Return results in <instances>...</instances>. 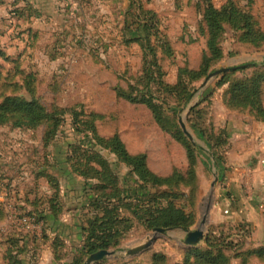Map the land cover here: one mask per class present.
Returning a JSON list of instances; mask_svg holds the SVG:
<instances>
[{"label": "rangeland", "instance_id": "1", "mask_svg": "<svg viewBox=\"0 0 264 264\" xmlns=\"http://www.w3.org/2000/svg\"><path fill=\"white\" fill-rule=\"evenodd\" d=\"M136 1L137 7L142 6L144 10L154 12L158 20V32L152 33L151 39L158 65H152V70L163 72V76L156 75L158 80L151 84L155 92L160 82L175 84L180 67L199 66L206 50V39L200 33L203 17L197 9V0ZM212 1L221 7L229 0ZM234 1L251 12L264 28V0ZM129 2L0 0V102L7 96H20L28 101H32L34 96L42 101L48 111L61 113L59 116L62 120L58 138L55 137L48 144L43 139L45 133L49 135L52 126L47 130L45 125L29 130L14 128L9 124L0 125V264H8L3 257L8 249H13L12 241L16 237L29 242L27 264H38V261L56 264L52 247L51 255L47 253L49 243L46 241L51 238L47 230L51 224L29 214L33 208L30 203L38 200L29 189L36 188V173H51L53 166L54 170H59V175L68 174L65 155L70 142L77 140L83 144L90 143L89 136L67 119L75 116V112H80V118L84 119L90 113L107 115L103 122H96L101 134L107 136L114 130L122 131L129 147L133 151H146L150 156L151 167L159 173H171L175 167L188 166L186 150L154 123L145 105L132 104L115 97L116 86L127 88L137 81L143 84L146 80L138 78L144 72L146 60L154 58L149 48L143 49L138 42H132L135 35L130 32L131 27L126 18ZM62 22L74 31L73 44L65 42L66 31L60 29ZM58 39L65 43L57 50L51 44H55ZM165 41L171 45V55L161 46ZM222 46L225 58L214 70L244 66L251 62L264 63V48L254 49L238 43L232 31L227 32ZM251 69L243 67L235 70L237 73H234V78H246L251 74ZM63 73L66 75H60ZM216 80L207 88L201 87L202 81L187 102L178 108L174 105L179 125L182 116L197 144L189 140L194 146L201 147L199 175L204 202L199 220L191 229L197 228L206 217V241L211 235L220 238L224 234L238 240L227 252L232 256V264H264V257L255 253L264 250V167L262 174L234 173L230 164L225 170L218 168L205 139L194 130L215 129L218 119L232 117L223 109L218 98L224 89L216 88L210 93ZM103 154L123 182L125 195L142 196L144 192L137 188L129 169L120 165L110 152L103 151ZM216 175L218 181L213 187ZM75 178L80 179L78 176ZM234 179L241 186L239 195L235 192L222 193L227 182H233ZM39 186V194L48 193L49 185L45 179L39 182ZM186 194L187 191H184L182 196ZM176 202L180 206L190 207L185 198H179ZM79 204L76 207L77 216H91L89 203L82 201ZM36 207L45 211L40 205ZM65 209H71V205H66ZM142 212L139 209L138 214ZM217 212L223 216H214ZM123 216H126L124 221L127 223L125 239L117 248L108 249L115 254L101 261L103 264H148L156 252L165 255L168 264H178L183 261L187 249L205 245L206 241L189 247L183 244L182 237L169 239L160 234L149 249L136 256L128 255L129 250L146 244L155 235L153 231L146 233L139 228L137 219V225L134 223L131 227L126 220L131 219V216ZM16 217H28L33 224L26 227L17 222ZM213 218L216 221L211 223ZM85 226V222L81 224L82 232ZM81 247L71 253L66 249L67 256L72 260ZM89 256L85 257V261Z\"/></svg>", "mask_w": 264, "mask_h": 264}, {"label": "trees", "instance_id": "2", "mask_svg": "<svg viewBox=\"0 0 264 264\" xmlns=\"http://www.w3.org/2000/svg\"><path fill=\"white\" fill-rule=\"evenodd\" d=\"M197 1V9L203 17L200 33L206 39V50L201 62L196 68L188 65L180 67L175 84L160 82L158 89L154 92L151 84L158 80L156 75L163 76V72L156 73L152 70V65H158L155 47L151 40L152 33L158 32V20L154 12L144 10L142 6L137 7V1L130 0L126 18L127 24L131 27L130 32L135 35L132 42H138L143 49L149 48L154 58L146 60L144 72L138 78V80H146L143 84L137 81L135 84H129L127 88L119 86L115 88L117 100L145 105L151 112L154 123L183 146L188 159L187 167H175L171 173L166 174L157 172L150 165L148 153L133 151L124 139L125 135L122 131L114 130L107 136L101 134L100 126L97 128L96 122L107 119L105 114L90 113L88 118L84 119L80 118L82 115L80 112H75V116L67 118L73 126L91 139L89 144H83L77 140L70 142L65 155L68 171L83 180L91 213L84 228L82 249L73 256L70 264H83L85 257L94 252L117 248L124 241L127 229V223L124 221L126 216L123 215L131 216V219L126 218L131 227L137 219L139 228L146 233L156 228L190 230L199 220L198 203L203 192L198 173L201 147L194 146L184 134L180 128L176 110L180 104L191 98L197 85L224 60L225 50L222 44L228 31L235 34L238 43L254 49H262L264 48V28L251 12L234 0L227 1L221 7L214 5L212 0ZM62 28L66 31L65 42L69 45L73 44L74 31L68 27L67 23ZM65 42L58 39L55 44H51V47L58 50V47ZM161 46L168 55L172 54L168 41ZM57 57L58 54L56 59ZM234 73L237 72L229 71L221 74L211 87L210 93L216 88L224 89L218 98L227 110L239 115H249L264 123V63H256L251 69V74L246 78H234ZM60 75H66V73ZM174 105H177L176 110ZM59 114L61 115V113L48 111L42 101L34 96L32 101L20 96H7L0 102V125L9 124L14 128L29 130L43 125L47 130L52 126L51 131L48 132L49 135L47 136L46 133L44 135L43 140L46 144L59 136L57 132L62 122ZM214 127L215 129L197 130L195 128L194 130L209 145L218 167L226 169L229 164L226 152L231 143L225 132L215 125ZM103 151L113 154L120 165L129 169L137 188L144 192L142 196L125 195L123 182L112 170ZM41 179L48 181L49 194L38 193V181ZM35 186V190L32 188L29 190L38 200L30 203L33 208L29 214L37 219H44L43 221L47 224L58 222L66 208L59 177L52 171L36 173ZM181 190L183 191L180 196ZM184 191H187V194L183 197ZM179 198L187 199L190 207L178 205L176 201ZM38 205L42 209L45 208V211L39 210L36 207ZM139 209L143 210L141 215L138 214ZM237 241L234 236L226 234L220 238L211 235L203 247L187 249L183 261L178 264H232V256L227 252ZM12 242L13 249H8L3 258L8 264H27L29 242H23L17 237ZM46 243L52 247L57 263L67 259V246L60 236H54L52 241L48 238ZM255 253L264 257V250H257ZM148 264H168V258L156 252Z\"/></svg>", "mask_w": 264, "mask_h": 264}, {"label": "crops", "instance_id": "3", "mask_svg": "<svg viewBox=\"0 0 264 264\" xmlns=\"http://www.w3.org/2000/svg\"><path fill=\"white\" fill-rule=\"evenodd\" d=\"M63 26L64 23L62 22L60 28L61 30ZM221 104L223 109L227 111L230 115H232V117L218 119L215 126H217V128H219L221 131L225 132L229 136L231 145L230 147H228L226 154L229 159V164L232 166V169L234 170L233 172L234 173L240 172L241 174L244 172L262 174V172L264 171L262 168L264 167V165H262L264 161V123L254 119L253 117H250L249 115L235 116L239 114L227 110L222 102ZM206 146H208V148L210 149L209 145ZM201 159L202 157L200 156V160ZM199 169H200V161H199L198 173H199ZM52 172L59 177L63 199L65 200L67 206L71 205V209L69 210L65 209V212L60 216L58 222L49 223L48 225L51 224L50 226L51 228L48 229L47 232L51 238H53L54 236H60L66 243L67 246L66 249L68 250L69 253H71V251H75L77 248H80V246L83 245L84 231L82 232L80 226L84 222L87 225L88 221L86 220L87 219L89 220V218L91 217V216H77L76 207H78L80 205L79 203L80 202L82 203V201L88 204L89 198H87V196L85 195L82 178L78 177L80 179H76L75 177L77 176L71 174L69 171L68 174L65 175L64 174L59 175V170L53 169ZM199 178L201 180L200 175ZM40 181H42V179L38 181V186ZM46 182L48 184V181ZM68 182H72V183H68ZM226 185H227L226 189L221 190L222 193L225 191L228 192L227 194L229 193L232 194V192H235L237 196L239 195L241 186L237 182V179H234L233 182H230L229 180ZM201 187L203 191L202 180H201ZM47 188L49 191L48 193L45 194L50 193V186H47ZM32 189L35 190L36 188H32ZM38 192H41V189H38ZM42 194H44V192ZM73 195L75 197H73ZM203 202H204V193L202 192L201 200L198 203L199 214ZM214 216H223V215L220 214V212H217L214 214ZM212 221L213 222L211 223H214L216 219L213 218ZM48 250L49 251H47V253L51 255L50 245ZM71 261H72L71 258L67 256V259L63 260L58 264H70ZM54 263L57 264L55 260ZM38 264H46V263L44 262L40 263L38 261Z\"/></svg>", "mask_w": 264, "mask_h": 264}, {"label": "water", "instance_id": "4", "mask_svg": "<svg viewBox=\"0 0 264 264\" xmlns=\"http://www.w3.org/2000/svg\"><path fill=\"white\" fill-rule=\"evenodd\" d=\"M257 62H251L248 63L244 66H238V67H222L217 70L212 71L202 82L201 87L202 88H207L216 78H218L221 74L229 72V71H235L238 69H241L243 67H253ZM180 125L181 128L186 136L189 137V139L194 143L197 144L193 138L192 133L190 130L187 128L186 123L183 119V117H180ZM212 159L215 161V158L212 153ZM216 162V161H215ZM217 164V163H216ZM218 181V175L215 177V181L213 183V187L216 184L215 182ZM206 218L202 220L198 228L191 229V230H183V229H176V230H166L162 228H156L154 232V237L150 239L149 242L146 244H143L139 247H136L134 249H131L128 251V255L131 256H136L143 251L149 249L151 245L157 240V235L163 234L166 235L169 239L173 238H178L182 237V242L184 245L189 246V247H194L201 245L204 241H206L208 237V232L206 231ZM115 254V252L110 251V250H99L95 253H92L84 262V264H96L101 261H103L105 258Z\"/></svg>", "mask_w": 264, "mask_h": 264}, {"label": "built area", "instance_id": "5", "mask_svg": "<svg viewBox=\"0 0 264 264\" xmlns=\"http://www.w3.org/2000/svg\"><path fill=\"white\" fill-rule=\"evenodd\" d=\"M16 221L19 222L20 224L26 225V227H30L33 223L32 220L29 219L28 217H22V218H17Z\"/></svg>", "mask_w": 264, "mask_h": 264}]
</instances>
